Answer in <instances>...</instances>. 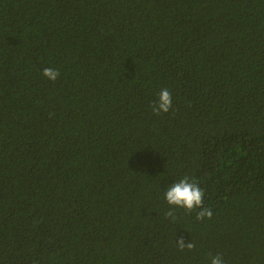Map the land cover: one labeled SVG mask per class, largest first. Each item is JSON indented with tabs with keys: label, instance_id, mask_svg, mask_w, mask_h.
<instances>
[{
	"label": "trees",
	"instance_id": "trees-1",
	"mask_svg": "<svg viewBox=\"0 0 264 264\" xmlns=\"http://www.w3.org/2000/svg\"><path fill=\"white\" fill-rule=\"evenodd\" d=\"M210 254L264 264V0H0V264Z\"/></svg>",
	"mask_w": 264,
	"mask_h": 264
},
{
	"label": "clouds",
	"instance_id": "clouds-1",
	"mask_svg": "<svg viewBox=\"0 0 264 264\" xmlns=\"http://www.w3.org/2000/svg\"><path fill=\"white\" fill-rule=\"evenodd\" d=\"M42 75L51 82H55L59 76V70L46 67L43 69ZM172 108V94L168 89H161L157 99L152 102V112L159 116L161 113L167 114ZM205 193L199 186V183L190 179L188 176L183 177L181 180L175 182L165 190L164 197L170 210L165 214L166 217L175 219L174 211L172 209H184L186 212H192L199 209L196 215V219L203 221L205 218L211 219L213 212L211 209L203 206ZM177 247L181 250L193 251L195 249V243L186 242L183 238L175 241ZM210 264H224L223 257L221 255L209 256Z\"/></svg>",
	"mask_w": 264,
	"mask_h": 264
}]
</instances>
